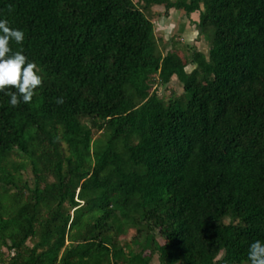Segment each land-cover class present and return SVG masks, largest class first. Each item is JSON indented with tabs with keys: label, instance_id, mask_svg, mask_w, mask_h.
<instances>
[{
	"label": "trees",
	"instance_id": "1",
	"mask_svg": "<svg viewBox=\"0 0 264 264\" xmlns=\"http://www.w3.org/2000/svg\"><path fill=\"white\" fill-rule=\"evenodd\" d=\"M155 5L200 11L209 53L165 54ZM0 18L43 76L30 103L0 91L1 264H249L264 0H0ZM174 76L184 91L165 100Z\"/></svg>",
	"mask_w": 264,
	"mask_h": 264
},
{
	"label": "clouds",
	"instance_id": "2",
	"mask_svg": "<svg viewBox=\"0 0 264 264\" xmlns=\"http://www.w3.org/2000/svg\"><path fill=\"white\" fill-rule=\"evenodd\" d=\"M25 33L10 26L9 20L0 18V91L13 86L16 91H7L9 103L15 107L20 98L30 103L38 86L42 85L43 76L38 65L29 60L23 50L13 51L11 43L22 44ZM19 94V97H18ZM63 103L60 97L56 101ZM249 264H264V240L253 241L247 251Z\"/></svg>",
	"mask_w": 264,
	"mask_h": 264
},
{
	"label": "rangeland",
	"instance_id": "3",
	"mask_svg": "<svg viewBox=\"0 0 264 264\" xmlns=\"http://www.w3.org/2000/svg\"><path fill=\"white\" fill-rule=\"evenodd\" d=\"M161 9L162 11L166 10L164 6H162ZM171 10L175 11L177 9L172 8ZM175 13H178V12H175ZM165 14L167 13L161 12V14L159 13V16L161 15L163 16ZM150 17L153 19L154 24H155V34H156V37L159 39L160 48L163 50L165 54L167 52L174 51L178 53L183 58V60H185L186 57L189 56V54L192 52L193 48L199 49L206 54L209 53L210 41L207 40L203 34L200 35L197 39V38H192L193 36L196 37L195 34L192 32L190 34V37L191 36L192 37L191 39L188 40V38L185 37L184 34L182 33L177 34L178 27H179V21H177L178 22L177 24H175L174 21H172L174 23L171 22L172 24L163 23V22L161 23V20H159L161 19L160 17L154 18L153 14ZM191 28H194V25H192ZM191 30L195 31L194 29H191ZM193 68H194L193 64H188L186 67V70L190 72L192 71ZM157 90H158L159 96L164 98L165 100H169L171 97H174L175 95L176 96L180 95L184 91L183 85L180 82V80L177 78V76H174L172 78V81L169 84L159 86ZM30 176H31V171L30 169H28L27 171H25L24 177H30ZM133 232L134 230L131 231V234H129L126 238H130L129 236H131ZM27 243L29 245H32L34 241L32 239H29ZM3 249L4 251H6L5 250L6 248H3ZM152 264H160L157 256L153 259Z\"/></svg>",
	"mask_w": 264,
	"mask_h": 264
},
{
	"label": "crops",
	"instance_id": "4",
	"mask_svg": "<svg viewBox=\"0 0 264 264\" xmlns=\"http://www.w3.org/2000/svg\"><path fill=\"white\" fill-rule=\"evenodd\" d=\"M162 6L163 5H155L153 7V13L152 14H153V17L154 18L155 17H158V18L160 17L161 19H159V20H161V23L163 22V23H170V24H172V23L175 22V24H177L178 23L177 21H179V27H178L177 34L182 33L189 40L192 37V36L190 37V34L193 32L196 37L193 36L192 38H197L198 39V37L200 36V34H199L198 29H197V22L200 19V11H196V12H193L192 14H190V15H187L186 12H185V10H183V9H177L175 11H172L170 9V11L167 14H165L163 16L162 15L159 16V13L161 14V12H163V13L165 12V10L162 11V9H161ZM175 12H178V13H175ZM172 21H174V22H172ZM192 25H194V28H191ZM191 29H194L195 31H192Z\"/></svg>",
	"mask_w": 264,
	"mask_h": 264
},
{
	"label": "built area",
	"instance_id": "5",
	"mask_svg": "<svg viewBox=\"0 0 264 264\" xmlns=\"http://www.w3.org/2000/svg\"><path fill=\"white\" fill-rule=\"evenodd\" d=\"M1 264V263H0Z\"/></svg>",
	"mask_w": 264,
	"mask_h": 264
}]
</instances>
